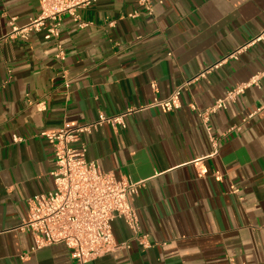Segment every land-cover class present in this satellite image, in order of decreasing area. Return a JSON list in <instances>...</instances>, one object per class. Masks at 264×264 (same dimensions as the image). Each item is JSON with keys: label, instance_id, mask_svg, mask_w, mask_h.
I'll return each instance as SVG.
<instances>
[{"label": "crops", "instance_id": "1", "mask_svg": "<svg viewBox=\"0 0 264 264\" xmlns=\"http://www.w3.org/2000/svg\"><path fill=\"white\" fill-rule=\"evenodd\" d=\"M153 1L147 14L138 0H97L78 11L85 27L64 15L61 61L42 31L12 33V18L37 17L39 0H0V264H76L64 244L33 251L19 229L28 198L54 189V150L41 133L128 110L126 128L105 123L81 142L102 170L143 182L134 205L151 247L118 218L115 238L130 247L91 264H264V108L242 123L264 105V78L211 115L215 154L199 116L264 69V38L188 85L181 107H149L260 34L264 0Z\"/></svg>", "mask_w": 264, "mask_h": 264}, {"label": "built area", "instance_id": "2", "mask_svg": "<svg viewBox=\"0 0 264 264\" xmlns=\"http://www.w3.org/2000/svg\"><path fill=\"white\" fill-rule=\"evenodd\" d=\"M95 1L97 0H39V15L21 26L12 18L10 22L12 33L28 38L32 32L42 31L45 39L56 41L55 56L64 61L66 52L59 42L64 15H71L81 27L88 26L89 23L80 19L78 11ZM138 4L147 14H153L155 5L153 0H138ZM142 10L136 9L127 16L137 18ZM263 38L264 30L244 45L224 55L208 69L178 85L168 97L155 98L149 107H160L164 111L181 107V96L188 85L200 77H206L212 69L218 68L223 63L239 59L249 46ZM263 78L264 69L253 74L247 81L228 89L223 97L199 112L201 122L214 144V154L218 150L217 140L210 125L211 115L220 109H226L248 88L260 87ZM191 107L195 109L194 104H191ZM263 108L264 105L244 117L242 123H246ZM131 112L132 110H128L114 115L101 112L93 121L41 133V136L53 146L56 167L51 172L54 189L28 198L27 218L19 226V229L32 235L33 251L54 244H64L70 250L76 264H91L98 257L116 251L120 247H130L129 242H118L115 238L113 222L118 218L125 221L140 246L151 247L148 235L141 234L139 216L134 205L135 196L143 182L133 181L128 177L118 178L113 172L102 170L96 161L87 160V145L81 142L84 134H92L105 123L126 128L125 117ZM240 129V125L231 126L225 134ZM13 141L21 142L23 137L14 135ZM201 174L203 173L200 172ZM215 176L221 179V175ZM237 191L235 189V192Z\"/></svg>", "mask_w": 264, "mask_h": 264}]
</instances>
